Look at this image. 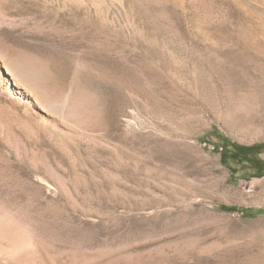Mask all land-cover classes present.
<instances>
[{
    "label": "rangeland",
    "instance_id": "rangeland-1",
    "mask_svg": "<svg viewBox=\"0 0 264 264\" xmlns=\"http://www.w3.org/2000/svg\"><path fill=\"white\" fill-rule=\"evenodd\" d=\"M0 46L89 114L0 102V264H264V0H0Z\"/></svg>",
    "mask_w": 264,
    "mask_h": 264
},
{
    "label": "bare ground",
    "instance_id": "bare-ground-1",
    "mask_svg": "<svg viewBox=\"0 0 264 264\" xmlns=\"http://www.w3.org/2000/svg\"><path fill=\"white\" fill-rule=\"evenodd\" d=\"M48 69L46 63L26 53L0 46V102L4 101L5 104L21 109L20 115L17 113L19 118L38 119L53 125H63V121L70 122L68 126L63 125L66 126V132L78 134V130L89 119L84 92L78 87H71L67 92L60 91L50 82ZM33 107L35 111L32 110ZM12 133L8 134L15 137ZM7 139L9 141V137Z\"/></svg>",
    "mask_w": 264,
    "mask_h": 264
},
{
    "label": "trees",
    "instance_id": "trees-1",
    "mask_svg": "<svg viewBox=\"0 0 264 264\" xmlns=\"http://www.w3.org/2000/svg\"><path fill=\"white\" fill-rule=\"evenodd\" d=\"M230 158H235L236 156H234V154H233V151H231L230 152V156H229ZM243 161H247V159H242Z\"/></svg>",
    "mask_w": 264,
    "mask_h": 264
}]
</instances>
